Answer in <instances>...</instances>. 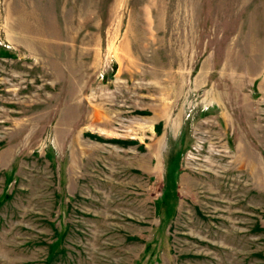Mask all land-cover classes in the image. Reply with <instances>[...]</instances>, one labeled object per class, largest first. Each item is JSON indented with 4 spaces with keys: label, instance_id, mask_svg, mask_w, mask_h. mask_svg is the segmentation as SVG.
<instances>
[{
    "label": "rangeland",
    "instance_id": "rangeland-1",
    "mask_svg": "<svg viewBox=\"0 0 264 264\" xmlns=\"http://www.w3.org/2000/svg\"><path fill=\"white\" fill-rule=\"evenodd\" d=\"M0 264H264V0H0Z\"/></svg>",
    "mask_w": 264,
    "mask_h": 264
},
{
    "label": "bare ground",
    "instance_id": "bare-ground-1",
    "mask_svg": "<svg viewBox=\"0 0 264 264\" xmlns=\"http://www.w3.org/2000/svg\"><path fill=\"white\" fill-rule=\"evenodd\" d=\"M246 170H247V168H246ZM246 170L245 169H243V171H244V173L246 172ZM215 177V176H214ZM218 180V179H217ZM247 188V187H246Z\"/></svg>",
    "mask_w": 264,
    "mask_h": 264
},
{
    "label": "trees",
    "instance_id": "trees-1",
    "mask_svg": "<svg viewBox=\"0 0 264 264\" xmlns=\"http://www.w3.org/2000/svg\"><path fill=\"white\" fill-rule=\"evenodd\" d=\"M7 198V197H6ZM4 201V200H3Z\"/></svg>",
    "mask_w": 264,
    "mask_h": 264
}]
</instances>
